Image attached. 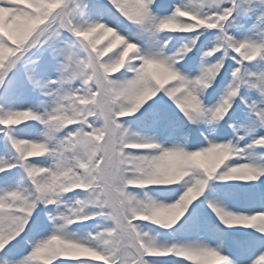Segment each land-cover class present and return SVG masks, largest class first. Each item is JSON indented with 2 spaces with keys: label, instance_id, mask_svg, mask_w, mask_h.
I'll list each match as a JSON object with an SVG mask.
<instances>
[{
  "label": "snow or ice",
  "instance_id": "6c2138e0",
  "mask_svg": "<svg viewBox=\"0 0 264 264\" xmlns=\"http://www.w3.org/2000/svg\"><path fill=\"white\" fill-rule=\"evenodd\" d=\"M0 264H264V0H0Z\"/></svg>",
  "mask_w": 264,
  "mask_h": 264
}]
</instances>
